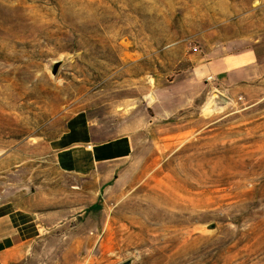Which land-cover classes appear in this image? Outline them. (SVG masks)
<instances>
[{"label": "rangeland", "instance_id": "obj_1", "mask_svg": "<svg viewBox=\"0 0 264 264\" xmlns=\"http://www.w3.org/2000/svg\"><path fill=\"white\" fill-rule=\"evenodd\" d=\"M251 48L264 58V0H0V156H45L79 112L137 138L114 188L76 180L54 259L264 264V76L192 105L182 81Z\"/></svg>", "mask_w": 264, "mask_h": 264}, {"label": "crops", "instance_id": "obj_2", "mask_svg": "<svg viewBox=\"0 0 264 264\" xmlns=\"http://www.w3.org/2000/svg\"><path fill=\"white\" fill-rule=\"evenodd\" d=\"M195 60L182 79L189 105L211 84L209 76L233 93L264 76L257 48ZM45 148V156H0V264H61L63 256H52V243L75 219V195L84 192L76 180H92L99 193L114 188L131 163L137 138L79 112ZM61 173L69 178L62 207Z\"/></svg>", "mask_w": 264, "mask_h": 264}, {"label": "built area", "instance_id": "obj_3", "mask_svg": "<svg viewBox=\"0 0 264 264\" xmlns=\"http://www.w3.org/2000/svg\"><path fill=\"white\" fill-rule=\"evenodd\" d=\"M195 50H197L198 51V48H195ZM208 83H211V84H213V83H215L216 82V79H215V77L214 76H209L208 78H207V80H206Z\"/></svg>", "mask_w": 264, "mask_h": 264}]
</instances>
